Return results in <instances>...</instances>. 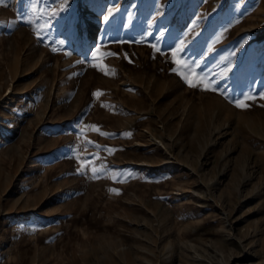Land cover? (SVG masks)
Listing matches in <instances>:
<instances>
[{"label": "rangeland", "instance_id": "374dc122", "mask_svg": "<svg viewBox=\"0 0 264 264\" xmlns=\"http://www.w3.org/2000/svg\"><path fill=\"white\" fill-rule=\"evenodd\" d=\"M31 4L0 2V264H264V0Z\"/></svg>", "mask_w": 264, "mask_h": 264}, {"label": "snow or ice", "instance_id": "6c2138e0", "mask_svg": "<svg viewBox=\"0 0 264 264\" xmlns=\"http://www.w3.org/2000/svg\"><path fill=\"white\" fill-rule=\"evenodd\" d=\"M0 2H2V0H0ZM40 3V0H32V4L30 6V10L33 11V14L34 15H39V14H43L44 13V9H39L37 11V5ZM50 17L51 16H56L59 14L58 11L56 10H48V13H47ZM112 13L109 11L108 15L104 17L105 20L108 19V17L111 15ZM22 19H27L26 17H22ZM37 35H39V32L37 33ZM182 43V42H181ZM155 47V45H153ZM98 51V49H96ZM159 50V49H157ZM183 51V50H182ZM174 54H175V51H174ZM193 66H195V68H199V65H196L195 64V60H193L191 62V64H181V67L184 69V72L181 73V75L184 77V79L188 82L189 86L191 87H199V86H205V82L202 78H196V79H193V80H189L188 79V76L185 75V73H191L193 71ZM175 70V69H174ZM214 90V89H213ZM102 93H100L99 91L96 93V95H101ZM237 106L238 107H247L248 105L244 104V103H241V102H237ZM94 130L96 131H99V128L96 127V126H93ZM102 135H110L108 133H101ZM89 143H94L92 141H88ZM97 147H102V146H99L97 145ZM111 151V150H109ZM91 155L94 159L95 158H98L96 157V154L95 153H92V154H89ZM91 171L92 174L94 176H98L99 173L105 171V166L103 164H100L99 167H95L93 166V162H89L87 164H82L80 168L77 169V171Z\"/></svg>", "mask_w": 264, "mask_h": 264}, {"label": "bare ground", "instance_id": "6f19581e", "mask_svg": "<svg viewBox=\"0 0 264 264\" xmlns=\"http://www.w3.org/2000/svg\"><path fill=\"white\" fill-rule=\"evenodd\" d=\"M89 21L88 20H85V24H86V26H90L91 25V23H88ZM2 29L3 30H5L6 29V26H3L2 27ZM12 91H13V88H11V86H9L8 88H7V90H6V92L3 94V96L0 98V100H3V99H8L9 97H8V95L9 94H11L12 93ZM12 97V96H11ZM11 99H13V98H11ZM46 132H43L42 133V136H45L46 134H45ZM50 134V133H49ZM41 136V135H40ZM39 163V162H38ZM26 184H27V182H26V180H24V182L21 184V191L23 192V190L25 189V186H26ZM21 194V193H20ZM22 195V194H21ZM19 196V195H18ZM20 197V196H19ZM16 198V197H15ZM12 223V222H11ZM257 264H261V262L260 261H257L256 262Z\"/></svg>", "mask_w": 264, "mask_h": 264}]
</instances>
